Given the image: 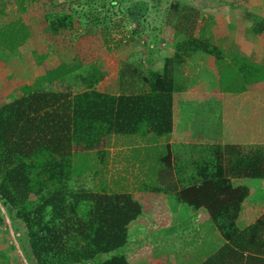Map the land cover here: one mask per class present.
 I'll list each match as a JSON object with an SVG mask.
<instances>
[{
	"label": "trees",
	"instance_id": "16d2710c",
	"mask_svg": "<svg viewBox=\"0 0 264 264\" xmlns=\"http://www.w3.org/2000/svg\"><path fill=\"white\" fill-rule=\"evenodd\" d=\"M46 1L0 0V12L9 3L33 16ZM53 2L51 5L56 6ZM115 2L68 0L67 5L80 6V13L72 7L51 9L49 5L43 24H29L21 18L10 20L0 25V48L14 52L23 45L38 60L46 56L51 59L49 52H35L33 39L37 33L47 50V41L71 28L74 20H82L84 8L98 25L102 18L92 10L99 4ZM171 5L177 12L183 10L178 0ZM183 17H187L183 11L176 17L178 37L171 54L163 58L161 69L149 70L142 77L144 89L116 93L100 90L96 84L107 70L91 61L84 73L67 81L64 75L77 65L73 68L60 62L46 66L45 72L22 87L20 94L0 103V199L22 222L36 264H128L120 250L127 241L147 226L160 228L170 223L169 197L158 184H143L134 190L92 189L73 181V175L95 165L91 161L83 164L80 159L89 152L95 154L97 163L105 161L112 135L137 134L144 138L149 134L147 138L151 139L170 132L175 63L199 51L209 59L217 89L264 91V64L224 49L205 27L197 29L193 20ZM97 28L100 31L99 25ZM90 35L81 33L74 41L82 45L77 47L80 54L85 49L81 47L91 41ZM4 39L6 43L1 45ZM242 163L237 160L233 172L264 178L259 151L254 150L251 160ZM220 167L218 175L204 173L198 183L183 185L175 195L177 202L203 211L198 217L202 236L185 244L187 248L178 246L172 254L173 264H187L183 255L194 256L193 248L199 251L194 264H264V211L237 227L235 217L248 186L232 184Z\"/></svg>",
	"mask_w": 264,
	"mask_h": 264
},
{
	"label": "rangeland",
	"instance_id": "374dc122",
	"mask_svg": "<svg viewBox=\"0 0 264 264\" xmlns=\"http://www.w3.org/2000/svg\"><path fill=\"white\" fill-rule=\"evenodd\" d=\"M53 1L57 3L56 6L51 5V3H54ZM67 1L47 0L35 9L33 16L30 11L21 12L16 9L14 4L8 3L3 12H0V25L18 18L29 24H43L45 22L44 13L49 8V5H51V9H57V6H63L65 9L66 7H72L74 12L80 13L79 5L74 3L69 6ZM173 2H176V0H116L114 4H99L91 13L98 12L99 17L102 18L98 24L100 31L97 28L98 25L90 20L91 18L84 8L83 12L86 15H82L83 18L82 20L80 19V22L74 20L71 28L68 27L60 31L53 36L51 41L46 42V45H49V49L44 50L43 44L45 45V42L41 38L40 32L35 35L33 39L34 44L36 43L35 52L37 54L49 52L47 54L53 57L51 59L46 56L45 59L38 60V57L30 54L29 47H24L23 45L17 46L14 52L1 50L5 48H0V103L20 94L23 90L22 87L33 83L37 75L45 72L46 66L57 65L60 62L73 68L77 65L73 71L64 75L67 81H71L74 75L84 73L89 68L87 63L91 61L96 63L98 67H103L102 69L107 70L106 77L96 84L100 90L112 89L115 92H119L121 90L129 91L133 88H146L145 80L142 77L146 76L149 70L159 71L163 58L172 52L173 42L178 37L177 32H175L174 22L177 15L182 11L183 14L187 15L183 19L185 18L187 21L193 20L197 29L205 27L211 33L214 41L219 40L224 49L238 52L251 60L264 64V0H178V4L183 6V10L179 12L172 9L171 3ZM81 33L92 35H90L91 41L81 47L85 49L80 54V50L77 47L82 45H75L74 41L79 38L78 36ZM1 43L3 45L6 40H2ZM196 52L200 56L197 57V60L202 62L208 60L201 52ZM82 62L83 64H81ZM210 69L208 70L202 66L199 71L189 75L187 78L190 82L195 78V80H200L207 85L211 84L214 78L212 77L213 75H210ZM139 81L142 82L140 83ZM203 86H199L198 95L194 94L190 99H183L181 110L183 116L180 122L186 127L197 122L195 128L192 129L206 134L209 132L203 129L208 128L212 123L211 110L217 102L214 98H211V95H204L199 98L204 90ZM259 93L264 96V91ZM196 96H198V99H196ZM208 109H211L210 112ZM179 126L178 117L174 122L173 132L170 134L175 140H178L181 136L178 135ZM115 136L120 140H129L131 142L142 140L145 144L149 143L144 140L147 137L142 138L137 134H116ZM162 137L164 136H151L154 141L152 145L154 150L150 153L154 158L163 153L162 146L157 144ZM116 138L110 139L109 145L113 149H107L108 153L104 162L97 163L93 152L80 157L83 160V164L86 161H91L95 162V165L89 169L86 168V171L74 174L73 178L75 179L73 181L76 180L85 187L92 189L104 186L110 190H132L133 182H130V185L123 184L120 176L125 170L126 180L128 181V177L133 180V172H136V170L129 158H125L121 163L117 162L116 158L119 157V160L120 158L123 159L124 154L116 153L118 155H115ZM142 148L144 147H139L136 153L139 162L145 157V152L141 150ZM119 164L122 165L123 171H118ZM181 164L183 162L178 159L175 166L176 171ZM155 165L162 167L161 161L155 162ZM79 168L80 166H78ZM177 175L179 176L178 171ZM245 183L251 186V192L254 195L239 207L235 217V221L239 226L247 224L264 211V178H246ZM168 200L172 204L169 208L173 211V221L176 220L178 215L180 217L183 210V219L180 223V228H183V231L180 229L174 235V233H171L173 231L169 230V233L162 234L163 237H174L173 241L175 242L173 248L167 247V245L166 247L163 246L165 250L159 256L161 260H158L160 262H155V264H173V261H171L172 254L178 246L183 245V247L187 248L185 244L191 241L194 243L197 238L202 236L198 217L189 216L185 218L184 213H186L187 206L181 204L183 209H178L175 197H169ZM187 209L194 210L189 207ZM152 228L156 229L155 227ZM158 236L154 235L153 238L149 236V243H146L145 246L136 245L141 247L138 254L142 253V255L147 256L150 255L149 252L161 249L160 246L163 243L159 242V240L156 241ZM128 245H130L129 247L132 246L130 243ZM124 249V246L120 248V250L125 251ZM190 250L191 248L188 253H191ZM193 250L195 252L194 256L183 255L188 260L187 264H194V262L198 261L195 258L198 256L199 251L195 248ZM132 253L137 255V251ZM108 255L109 253L106 254V256ZM125 255H127L126 258L132 256L127 252ZM152 258L156 259V256H151ZM184 258V262H187ZM132 263L136 264L138 262ZM0 264H36L29 253L22 222L14 216L13 210L6 206L1 199Z\"/></svg>",
	"mask_w": 264,
	"mask_h": 264
},
{
	"label": "crops",
	"instance_id": "0c3cea01",
	"mask_svg": "<svg viewBox=\"0 0 264 264\" xmlns=\"http://www.w3.org/2000/svg\"><path fill=\"white\" fill-rule=\"evenodd\" d=\"M197 57H200L199 53L193 52L191 55L186 56L183 61L173 65L172 126L168 135H162L164 137L157 142V144L162 146L163 153L156 158L152 156L150 153L154 150L152 147L154 144L152 138L144 139L151 144L150 146L149 143L145 144L142 140L131 142L129 140L117 139L114 135L110 138L113 139L115 137L117 141L114 146L115 155H118L116 153L124 154L123 159L120 158L119 160V157L116 158V160H118L117 162L121 163L125 158H129L136 170V172H133V180L128 177L127 181L125 170L122 168L121 164L118 165V171L124 170V173L120 176L122 183L130 185V182H133L131 186L133 187L132 190L143 184L155 183L166 190L167 197H175L176 193L183 185L198 183L202 179L204 173H209L213 176L218 175V165L223 169V175L229 177L232 184L248 186L245 181L246 178H250V176H246L242 174V172H233V166H236L235 162L241 160L243 162L242 164L245 165L248 160H251L253 151L257 150L261 156V163L264 164V96L260 95V91L249 89L243 91H221L216 88L217 83L215 82L214 76H212L214 80L211 78L213 83L208 85L200 80H195V78L190 82L187 77L199 71L202 66L208 70L211 68L210 75L214 74L212 67L209 65V59L204 61V63L197 60ZM200 85H204V90L199 98L204 95H211V98H214L217 102V104L212 107L213 112L211 109H208L209 112L211 110V118H213V120H211L212 123L208 128L203 129L209 132L206 134L192 129L195 128L197 122L195 124H189L187 127L183 126V123L180 122L183 116L181 111L183 99H190L194 94L198 95ZM105 91L116 93L115 90L112 89H106ZM196 99H198V96H196ZM178 117L180 123L178 135L181 136L178 140H175L170 134L173 132L174 122ZM148 136L149 134H146L145 137ZM139 147H144L141 150L145 152V157L141 162L137 160L136 155ZM107 149L111 150L113 148L109 145ZM178 159L183 162V164L177 168L179 176L177 175L175 167ZM157 161H161L162 167L155 165ZM224 171H227V173L225 174ZM160 173L162 174L160 175ZM253 195L254 193L251 192V186H248V194L241 200L240 206H242L243 202L245 203L247 199L253 197ZM168 204L169 207L172 205L169 200ZM181 204L183 203L176 202V207L178 209H183ZM202 211L201 207L192 211L186 207L184 217L188 218L189 216H194L197 218ZM181 212L180 217L178 215L176 220L173 221V211L170 208L171 220L167 226L156 229L147 226L141 234L127 241L123 245L125 247L124 253L127 252L132 255L131 257H127L128 264H133L132 262H138L136 264L159 263L160 261L158 260H161L159 256L162 252L164 253L165 250L163 246L166 247L167 245V247L173 248L175 242L173 241L174 237H163V235L169 233V230L173 231L171 233H174V235L180 229L183 231V228H180V223L183 219V210ZM235 224L239 228L242 227L237 225L236 221ZM158 234H160V236H158ZM154 235L158 236L156 241L159 240V242L163 243V245L160 246L161 249L149 252L150 255L147 256L142 255V253L138 254L141 247L136 245L145 246L146 243H149L148 237L152 236L153 238ZM129 243L132 245L131 247H129ZM134 251H137V255L132 253ZM151 256H156V259H151Z\"/></svg>",
	"mask_w": 264,
	"mask_h": 264
}]
</instances>
